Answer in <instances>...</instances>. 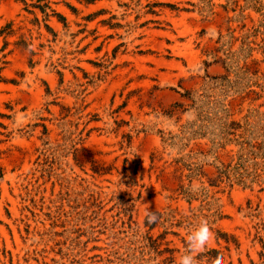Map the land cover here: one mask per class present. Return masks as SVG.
<instances>
[{
  "label": "rangeland",
  "instance_id": "obj_1",
  "mask_svg": "<svg viewBox=\"0 0 264 264\" xmlns=\"http://www.w3.org/2000/svg\"><path fill=\"white\" fill-rule=\"evenodd\" d=\"M202 221L196 264H264V0H0V264H179Z\"/></svg>",
  "mask_w": 264,
  "mask_h": 264
},
{
  "label": "clouds",
  "instance_id": "obj_2",
  "mask_svg": "<svg viewBox=\"0 0 264 264\" xmlns=\"http://www.w3.org/2000/svg\"><path fill=\"white\" fill-rule=\"evenodd\" d=\"M147 223L153 224L158 221V215L154 211L146 214ZM214 233L207 221H202L194 231L188 236L187 247L183 255L179 258V264H196L198 256L206 253L213 242ZM216 264H225L223 256L217 260Z\"/></svg>",
  "mask_w": 264,
  "mask_h": 264
},
{
  "label": "trees",
  "instance_id": "obj_3",
  "mask_svg": "<svg viewBox=\"0 0 264 264\" xmlns=\"http://www.w3.org/2000/svg\"><path fill=\"white\" fill-rule=\"evenodd\" d=\"M40 9H43V8H41L40 6H38ZM44 11V10H43ZM8 28L9 29H11L12 28V24H10L9 26H8ZM25 46L26 47H28V45L25 43ZM157 215H158V221H159V219L161 218V213H157ZM158 221L156 222V223H153V224H149V223H147L148 225H150V227L151 228H155L156 226H157V224H158ZM213 251H215V250H213ZM216 252V251H215ZM217 253V252H216ZM220 258H221V256H220Z\"/></svg>",
  "mask_w": 264,
  "mask_h": 264
}]
</instances>
